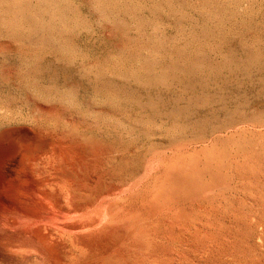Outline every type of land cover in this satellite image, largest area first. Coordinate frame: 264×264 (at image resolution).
<instances>
[{"label":"rangeland","instance_id":"rangeland-1","mask_svg":"<svg viewBox=\"0 0 264 264\" xmlns=\"http://www.w3.org/2000/svg\"><path fill=\"white\" fill-rule=\"evenodd\" d=\"M135 262L264 264V0H0V264Z\"/></svg>","mask_w":264,"mask_h":264},{"label":"bare ground","instance_id":"bare-ground-1","mask_svg":"<svg viewBox=\"0 0 264 264\" xmlns=\"http://www.w3.org/2000/svg\"><path fill=\"white\" fill-rule=\"evenodd\" d=\"M64 185H65V184H64ZM69 185H70V184H69ZM61 186H62V185H61ZM66 187H67V189H68V185H66ZM93 187H94V186H93ZM61 188H62V187H61ZM89 188H90V187H89ZM62 189L65 190L64 188H62ZM69 189H71V188H69ZM72 189H73V187H72ZM63 190H62V191H63ZM73 190H74V189H73ZM67 191H68V190H67ZM69 191H70V190H69ZM74 191H75V190H74ZM74 191H70V192H74ZM86 191H88V190H86ZM70 192H68V193H70ZM75 192H77V190H76ZM83 192H84V191H83ZM83 192H82V193H83ZM97 192H98V191H97ZM70 194H71V193H70ZM72 194H73V193H72ZM72 194H71V195H72ZM96 194H97V193H96ZM63 195H65L64 192H63ZM74 195H75V193H74ZM67 196H68V195H67ZM69 197H70V196H69ZM71 197H73V196H71ZM124 198H125V197H124ZM68 199H69V198H68ZM115 200H116V199H115ZM85 201H86V200H85ZM108 202H109V201H108ZM115 202H116V201H115ZM78 203H79V201H78ZM81 203H82V202H81ZM83 203H84V202H83ZM109 203H110V202H109ZM109 203H108V204H109ZM113 203H114V202L110 203V206L113 205ZM116 203H117V202H116ZM108 204H107V205H108ZM76 205H77V204H76ZM80 205H81V204H80ZM84 205H86V204H84ZM123 205H124V203H123ZM116 206H117V205H116ZM112 207H113V206H112ZM114 207H115V206H114ZM121 207H122V206H121ZM123 207H125V206H123ZM106 208H107V207H106ZM106 208H105V209H106ZM119 208H120V207H119ZM105 209H103V210H105ZM111 209H112V211H113V208H111ZM111 209H110V210H111ZM115 209H116V208H115ZM107 210H109V209H107ZM110 210H109V211H110ZM124 210L127 212V211H129V210H131V209L127 210V209L124 208ZM124 210H123V213L126 214V215H128V213H125ZM138 210H139V209H138ZM109 211H106V212L108 213ZM116 211H117V210H116ZM118 211H122V210L119 209ZM139 212H140V211H139ZM141 212H142V209H141ZM141 212H140V213H141ZM143 212H145V211L143 210ZM143 212H142V213H143ZM132 213H134V211H133ZM137 213H138V211H137ZM145 213H146V212H145ZM109 214H110V213H109ZM111 214H113V213L111 212ZM118 214H119V213H118ZM118 214H117V217H119ZM114 215H116V214H114ZM114 215H113L112 217H114ZM119 215H120V214H119ZM121 215H122V213H121ZM134 215L136 216V213H134ZM145 215H146V214H145ZM105 216H106V215H105ZM105 216H103V217H105ZM108 216H109V215H108ZM122 216H123V215H122ZM124 216H125V215H124ZM137 216H138V214H137ZM143 216H144V215H143ZM117 217H116V218H117ZM127 217H129V216H126V218H127ZM138 217H139V216H138ZM100 218H102V216H101ZM119 218H120V217H119ZM126 218H122V220H123V219L125 220ZM148 218H149V217H148ZM111 219H112V218H111V215H110V220H109V219H108V220H109V221H112ZM130 219H131V217H130ZM132 219H134V218L132 217ZM99 220H100V219H99ZM105 220H107V219H105ZM108 220H107V221H108ZM115 220H116V219H115ZM115 220H113V222H114ZM124 220H123V221H124ZM127 220H128V219H127ZM137 220L139 221V218H137ZM101 221H102V220H101ZM123 221H121V223H122ZM130 221L133 222V221H135V220H129V223H131ZM143 221H144V220H142L141 222H143ZM147 221H148V220H147ZM93 222H95V221H93ZM104 222H105V221H104ZM113 222H112V223H113ZM139 222H140V221H139ZM139 222H138V224H139L138 227L140 228V225H141L142 223H139ZM148 222H150V220H149ZM148 222H147L146 225H148ZM123 223H125V222H123ZM102 224H103V223H102ZM104 224H107V223L105 222ZM108 224H109V223H108ZM110 224H111V223H110ZM133 224H136V222H135V223L133 222ZM144 225H145V224L143 223V226H144ZM128 226H129V225L125 226V227H127V229H126V228H125V229H126V230L129 229V231H130V229L133 228L134 225H132L131 228H128ZM135 226H136V225H135ZM150 226H151V225H150ZM150 226L148 225L147 227H150ZM144 227H145V226H144ZM153 227L156 228L155 226H153ZM153 227H152V228H153ZM142 228H143V227H142ZM133 229H134V228H133ZM135 229L137 230V228H135ZM126 230H125V231H126ZM139 230H140V229H139ZM52 231H53V230H52ZM129 231H128V232H129ZM133 231H134V230H133ZM147 231H149V230H147ZM147 231H146V233H147ZM128 232H127V233H128ZM140 232H143V231H140ZM129 233H130V232H129ZM133 233H134V232H133ZM150 233H151V229H150ZM130 234H131V233H130ZM143 234H145V233H143ZM143 234H140L141 237H143V236H142ZM147 234H149V232H148ZM56 235H57V234H56ZM127 235H128V234H127ZM145 235H146V234H145ZM132 236H133V235H132ZM147 236H148V235H147ZM153 236H154V235H153ZM153 236H152V237H153ZM144 237H145V236H144ZM133 238H134V237H133ZM135 238H137V237H135ZM138 239L140 240V237H138ZM131 240H132V238H131ZM147 240H149V239H147ZM143 241H144V240H143ZM143 241L141 240V243H142ZM71 242H73V241L71 240ZM75 242H76V241H75ZM75 242H74V243H75ZM127 242H128V241H127ZM134 242H135V239H134ZM147 242H148V241H147ZM79 243H80V242H79ZM131 243H132V242H131ZM138 243H139V242H138ZM143 243H145V242H143ZM78 245H79V244H78ZM132 245H133V243H132ZM137 245H138V244H137ZM139 245H140V244H139ZM148 245H149V244H148ZM76 246H77V245H76ZM79 246H80V245H79ZM81 246H82V245H81ZM127 246H128V245H127ZM141 246H142V245H141ZM141 246H140V250H141ZM143 246H144V245H143ZM146 246H147V245H146ZM146 246H145V247H146ZM77 247H78V246H77ZM84 247H85V246H84ZM138 247H139V246H138ZM145 247H144V248H145ZM85 248H86V247H85ZM148 248H149V247H146L144 250L147 251ZM153 248H154V247H153ZM153 248H152V249H153ZM77 249H78V248H77ZM80 249H81V248H80ZM154 249H155V248H154ZM138 250H139V248H138ZM142 250H143V249H142ZM84 251H85V250H84ZM149 251H150V250H149ZM77 252H78V251H77ZM82 252H83V251H82ZM138 252H139V251H138ZM141 252H144V251H141ZM153 252H155V251H153ZM153 252H151V253H153ZM75 253H76V252H75ZM79 253H80V252H79ZM83 253H84V252H83ZM76 254H77V253H76ZM81 255H83V254H81ZM141 255H142V254H141ZM141 255H140V256H141ZM143 256H144V254H143ZM143 256H142V257H143ZM146 256H147V252H146ZM153 256H154V255H153ZM71 257H72V256H71ZM131 257H132V256H131ZM135 257H136V256H135ZM144 257H145V256H144ZM138 258L140 259V257H138ZM75 259H76V258H75ZM137 260H138V259H137ZM142 260H143V259H142ZM144 260H145V259H144ZM147 260H148V259H147ZM114 262H115V261H114ZM116 262H117V261H116ZM154 262H155V261H154ZM135 263H136V262H135ZM152 263H153V262H152ZM102 264H103V263H102ZM136 264H137V263H136Z\"/></svg>","mask_w":264,"mask_h":264}]
</instances>
